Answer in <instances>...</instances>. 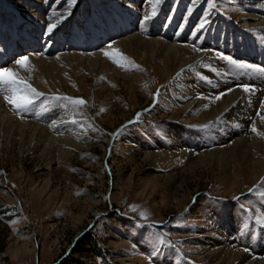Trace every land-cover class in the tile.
I'll return each instance as SVG.
<instances>
[{
	"label": "rangeland",
	"instance_id": "rangeland-1",
	"mask_svg": "<svg viewBox=\"0 0 264 264\" xmlns=\"http://www.w3.org/2000/svg\"><path fill=\"white\" fill-rule=\"evenodd\" d=\"M71 1L73 9L83 3L100 16L94 0ZM211 2L214 6L210 8L209 0H162L158 18L171 15L179 3L175 27L190 20L189 28L195 31L202 22L211 23L215 26L208 34L217 41L236 42L239 51L264 50V31L249 25L248 19L256 11V18L264 20L260 9L264 0ZM21 3L2 0L0 8L9 5L16 9ZM101 3L119 23L124 18L120 11L130 7L128 0ZM148 3L144 0L136 5L140 14ZM50 5L47 1L45 9ZM230 26L239 28L233 32L234 39L222 36ZM162 27L158 24L157 29ZM219 50L211 51L191 68L165 76L163 67L154 63L134 64L143 74L136 82L76 67L60 71L62 78L52 83L55 91L46 88L42 93L32 85L33 76L27 77L25 83L42 94L28 112L37 110L40 116L58 108L67 111L75 119L71 124L84 132L86 141L77 148H39L34 152L28 140L32 134L27 130L0 133V264H208L199 244L210 240L203 235L215 237L214 228H228V217L237 219L258 245L264 236L263 167L237 163L232 176L205 159L196 166H184L185 161L167 163L126 152L133 141L154 147V143L168 140L174 129L187 130L193 136L207 134L213 123H200L201 115L186 116L174 101L182 96L189 80L196 79L203 86L222 76L235 81V88L251 87L260 72L237 70L229 62L237 59ZM236 62L260 69L246 60ZM252 87V92L264 93L263 88ZM72 99L85 103L74 105ZM176 171L178 177L168 181L167 174ZM255 178L258 182L254 184Z\"/></svg>",
	"mask_w": 264,
	"mask_h": 264
},
{
	"label": "bare ground",
	"instance_id": "bare-ground-1",
	"mask_svg": "<svg viewBox=\"0 0 264 264\" xmlns=\"http://www.w3.org/2000/svg\"><path fill=\"white\" fill-rule=\"evenodd\" d=\"M47 1L52 6H48L46 10ZM101 1L103 0H94L100 16L83 3L73 9V6H70L73 2L71 0H22L20 8L15 9L9 5L0 8V69H11L23 80L33 76L32 85L42 93H46V88L55 91L52 83L55 78H62L60 71L75 70L76 67L80 70L90 68L91 72L104 71L123 81L136 82V79L143 78V74L140 69L133 67L134 64L154 63L155 66L163 67L165 76L170 71L175 73L191 68L208 53L219 49L234 59L246 60L264 69V50L255 47L239 51L236 42L226 43L222 38V42L217 41L216 36L212 38L208 34L209 29L215 26L211 23L201 31H192L189 28L190 20L180 23L179 28L175 27L179 3L175 11H171V15L165 19L158 18L161 6L154 17L145 20L146 14L151 12L149 3L142 6L146 11L140 14V8L137 9L136 5L144 0H128L130 7H122L124 13L119 10L120 16L124 17L123 22L119 23L113 19L115 17L112 18L114 14L109 12ZM118 2L115 1L114 4L118 6ZM1 3L2 0L0 5ZM260 9L264 11V6H260ZM257 16L259 15L256 11L249 15V25L264 31V20L257 19ZM49 24H56L51 34L47 33ZM158 24L163 27L157 29ZM237 29L239 28L230 26L222 36L232 37ZM183 37L185 40L180 41ZM76 50L81 53H75ZM106 51L110 55L126 57L120 60L123 67L116 63L110 64L104 55ZM22 56L29 57L27 69L15 64ZM201 72L205 77L206 71ZM259 72L257 77H253L257 84L251 81L250 85L264 89V71ZM36 74L39 77H36ZM221 79L222 76L215 77L212 84L207 82L210 85L205 84L204 87L199 80L197 81L200 84L196 79H191L184 85L182 96L174 100L186 116L201 115L200 123H213L209 129L206 128L207 134H197L194 137L187 130L174 129L168 140L156 142L154 147L139 145L133 141L127 145L126 152L167 163L185 161L184 166H196L201 159H205L225 168L232 176L237 163L264 168L263 90L245 92L235 88L237 83L232 79V82ZM5 91L6 86H0V133L9 132L10 135L17 129L20 132L27 130L32 134L28 140L34 152L39 148L53 151L77 148L78 143L86 141L84 132L79 130L76 124H71L75 120L71 113L59 108L47 113L42 112L40 116H37V110L31 113H17L7 108L8 103L3 99L7 94ZM52 114L56 116L50 117ZM37 117L39 118L36 119ZM253 128L256 129L255 132L252 131ZM183 133L189 137L188 142L185 141L187 137H182ZM219 133L224 136L221 137L222 134ZM190 145H193L194 149ZM178 175L176 171L167 174L166 178L172 182ZM256 182L258 178H255L254 184ZM225 222L228 228L222 225L214 228L215 237L212 239L209 235H203L210 240L199 244L201 254L208 256V264H264V258L261 257L264 251L259 253V250L264 248V236H260L259 244L255 245L248 231L243 230L237 219L228 217ZM134 235L137 238L138 231ZM142 249L147 250V247Z\"/></svg>",
	"mask_w": 264,
	"mask_h": 264
},
{
	"label": "snow or ice",
	"instance_id": "snow-or-ice-1",
	"mask_svg": "<svg viewBox=\"0 0 264 264\" xmlns=\"http://www.w3.org/2000/svg\"><path fill=\"white\" fill-rule=\"evenodd\" d=\"M162 0H149L151 5L150 14H146L145 20L154 17L157 14L158 7ZM213 3L209 0V7H213ZM189 13H191V9H189ZM207 20V17H205ZM205 23L202 22L197 31H201L205 28ZM56 27V24H49L47 27V33L51 34ZM111 47V45H109ZM118 51V50H117ZM104 55L109 59L113 60L118 66L123 67L120 63L121 59H126V57H117L115 55H110L109 52H105ZM28 56H22L15 61V64L22 67L28 68ZM229 62L237 69V70H252V71H264V69H258L255 66L249 65L246 62H236L233 60H229ZM0 86H6L7 94L4 96L5 102L12 106L14 112L17 113H26L33 106L35 99L39 98L42 94L39 93L35 88L31 87L29 84L25 83L23 78L19 77L17 73L13 72L11 69L4 68L0 69ZM245 92H252L254 89L249 86H242ZM219 98V97H217ZM54 99H68L66 97H56ZM74 105H83L85 101L82 99H72L70 101ZM253 132L256 131L255 128L252 129ZM142 217L144 214H141Z\"/></svg>",
	"mask_w": 264,
	"mask_h": 264
}]
</instances>
